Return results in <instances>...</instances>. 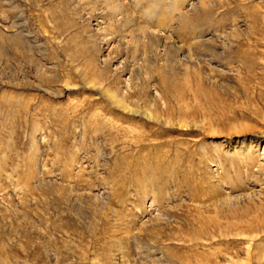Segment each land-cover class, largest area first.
<instances>
[{"label": "rangeland", "instance_id": "1", "mask_svg": "<svg viewBox=\"0 0 264 264\" xmlns=\"http://www.w3.org/2000/svg\"><path fill=\"white\" fill-rule=\"evenodd\" d=\"M115 1L0 0V264L244 259L245 233L264 247V0L186 5L184 28L170 0Z\"/></svg>", "mask_w": 264, "mask_h": 264}, {"label": "bare ground", "instance_id": "2", "mask_svg": "<svg viewBox=\"0 0 264 264\" xmlns=\"http://www.w3.org/2000/svg\"><path fill=\"white\" fill-rule=\"evenodd\" d=\"M114 2H116V1L114 0ZM181 3H182V5H181L180 9H178L177 1L176 0H170L169 6H168V9H167V13L169 15H172L171 18H170L171 20H170V23H169V27L172 26L173 21L176 20L175 18H173V15H175V13H177V18L179 20V23L181 24V28L185 27V22H186V19H187V13L185 12L184 8H185L186 5L191 6V9H195V10L198 9L197 6L199 5L200 9H202V11H204L205 13H211V9H212V6H213V1L212 0H183ZM151 8L148 7V12L149 13H153L154 12V10H153L154 8H152V9ZM119 9L120 8L118 7L117 4L113 5V7H112V10L116 11L117 13L120 11ZM160 9H161V7H160ZM169 15H168V17H170ZM151 17L152 16H150V18ZM158 20H160V19H158ZM141 30L145 31V29H143V28H141ZM168 30L170 31V28H168ZM201 32H202L201 27H194V29H192V31H190V32L188 31V33L184 37L183 42H184V46L187 49V55H186L187 57L190 58L193 55L192 54V49H194V48L195 49H203V50H205L204 48L208 47V45H207L208 42L203 44L201 41H198V38L201 39V34H202ZM144 33H146V32H144ZM195 33H196L195 37L197 39H195V37H194ZM191 45H194V46H192V48H190ZM201 46H203V48ZM107 90H109V89H106V91ZM108 92L109 91H107V94L110 95L109 97H111V99L116 104H120L123 107L127 108V106L123 103V101L121 99H118L115 94H113L111 92H109L110 93L109 94ZM128 110H130V108ZM136 113H137V111H136ZM143 115H145L146 117H149V118L153 117V114L149 113L146 109L143 111ZM261 120H263V119H261ZM245 132H246V130H245ZM255 132H257L258 134H262V135L264 134V132H263V130L261 128L256 130ZM244 237L246 238V241H247V243L245 244L246 247H245V251H244L245 252V254H244L245 258L244 259H242L243 257L239 258L238 256H234L230 252H227V253H224L222 256L218 255V254L215 255L214 262H212V263H210L207 260L206 261L202 260V261H200V263L199 262L198 263L199 264H264L263 239H261V238L258 239V237L253 236V234L252 235H248V232L245 233ZM235 258H237V259H235Z\"/></svg>", "mask_w": 264, "mask_h": 264}]
</instances>
